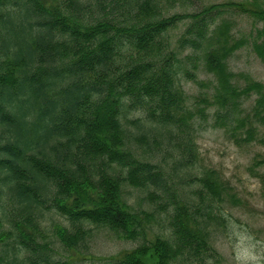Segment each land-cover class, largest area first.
Here are the masks:
<instances>
[{
	"label": "trees",
	"instance_id": "obj_1",
	"mask_svg": "<svg viewBox=\"0 0 264 264\" xmlns=\"http://www.w3.org/2000/svg\"><path fill=\"white\" fill-rule=\"evenodd\" d=\"M221 5L262 21L253 49L264 61V6L256 2L165 14L159 0H0V201L12 198L18 212L3 209L9 226L0 231V243L12 238L9 264H75L70 255L51 253L40 219L48 208L68 222L53 224L54 238L77 252L90 232L87 223L141 238L104 264L218 263L207 222L224 220L216 201L226 186L206 169L196 176L194 202L178 182L196 158V115L176 81L182 58L169 29L185 21L178 45L202 46L203 65L214 76L213 97L200 98L198 113L212 103L226 113L256 92L251 113L237 117L238 125L248 123L242 139L251 140L253 121L264 125V84L244 73L245 83L237 84L239 73L227 58L245 39L229 33L225 18L216 25ZM127 109L143 116L131 122L148 128L133 135L123 117ZM156 128L163 130L168 170L129 142L133 137L150 146L147 131ZM126 183L152 186L150 196L164 193L167 232L147 237L153 212L132 208L123 195Z\"/></svg>",
	"mask_w": 264,
	"mask_h": 264
},
{
	"label": "rangeland",
	"instance_id": "obj_2",
	"mask_svg": "<svg viewBox=\"0 0 264 264\" xmlns=\"http://www.w3.org/2000/svg\"><path fill=\"white\" fill-rule=\"evenodd\" d=\"M226 1L230 0H159V4L163 13L171 14L194 11L212 3L219 4ZM232 1L256 2L264 6V0ZM219 8L216 25L220 23L221 18H225L229 22V33L234 38L245 39L244 44L227 58L229 68L239 73L235 77L237 84L245 83V77L240 73L264 84V61L253 49L254 40L259 39L256 36V28L262 25V21L230 5H221ZM184 22L181 20L170 27L169 36L171 46L177 48L182 58V67L176 81L185 92L187 105L195 111L196 115L193 137L196 158L189 169L181 171L184 174L182 180L179 181L177 176L175 179L178 180L186 197L195 202L199 199L195 193L199 185L196 176H201L206 169H212L226 186L223 199L216 201L224 220L215 223L213 221L215 219L211 218L207 222L210 229L209 239L219 254L217 264H264V125L252 120L256 125L255 137L251 140H243L242 136L246 135L245 128L248 123L238 125L237 121V117L251 113L257 94L252 91L243 96L237 106L229 108L226 113V110L216 103L207 105L203 115L198 113L197 106L204 105L200 98L206 96L212 99L213 97L214 76L203 65L202 46L195 48L187 45L182 48L178 45L177 38L185 27ZM186 70L189 72L192 70V76H188ZM218 111L223 112L221 118L216 117ZM123 114L126 126L133 135L148 128L146 127L148 124L142 128L137 122H131L138 115L142 116L139 111L127 109ZM147 132L150 146L140 143L133 137L129 142L140 154L160 160V163L168 170L171 163L170 159L168 160V151L162 142L163 130L156 128L150 133ZM152 137L160 141L158 145H155ZM152 188V186H133L127 183L123 185V195L134 210L153 212L146 220V233L149 238H153L155 234L167 232L168 225V204L160 207V202L164 200V193L161 192L163 198L157 194L155 197L150 196L148 191ZM9 207L10 210H8ZM3 209L14 216L18 215L12 198H8L6 204L0 201V231L9 226ZM40 219L50 233L53 256L65 258L70 255L75 264H104L108 260L106 259L108 255L129 249L141 240V238H124L107 227L87 223L90 232L85 241L78 246L77 249L80 252H77L64 246L52 234L54 223H68L60 213L48 208L43 211ZM7 241V243H0V264H9L12 238ZM174 264H190V261L182 262L175 259Z\"/></svg>",
	"mask_w": 264,
	"mask_h": 264
}]
</instances>
